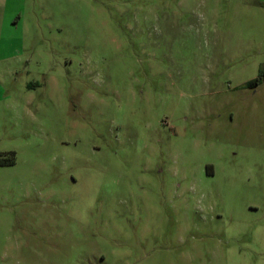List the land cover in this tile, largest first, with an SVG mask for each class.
<instances>
[{"label": "rangeland", "instance_id": "rangeland-1", "mask_svg": "<svg viewBox=\"0 0 264 264\" xmlns=\"http://www.w3.org/2000/svg\"><path fill=\"white\" fill-rule=\"evenodd\" d=\"M0 264H264V0H0Z\"/></svg>", "mask_w": 264, "mask_h": 264}, {"label": "trees", "instance_id": "trees-1", "mask_svg": "<svg viewBox=\"0 0 264 264\" xmlns=\"http://www.w3.org/2000/svg\"><path fill=\"white\" fill-rule=\"evenodd\" d=\"M262 82H263V79H262V77H260V78H257V79L250 81L247 85L250 88H255V87L259 86ZM12 163H14V162H12Z\"/></svg>", "mask_w": 264, "mask_h": 264}, {"label": "crops", "instance_id": "crops-1", "mask_svg": "<svg viewBox=\"0 0 264 264\" xmlns=\"http://www.w3.org/2000/svg\"><path fill=\"white\" fill-rule=\"evenodd\" d=\"M5 9V8H4Z\"/></svg>", "mask_w": 264, "mask_h": 264}]
</instances>
